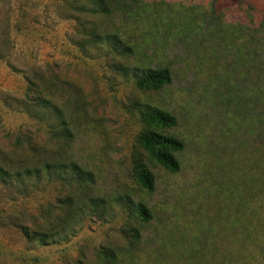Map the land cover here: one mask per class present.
I'll return each instance as SVG.
<instances>
[{"label": "rangeland", "instance_id": "obj_1", "mask_svg": "<svg viewBox=\"0 0 264 264\" xmlns=\"http://www.w3.org/2000/svg\"><path fill=\"white\" fill-rule=\"evenodd\" d=\"M111 2L0 0V264H264V0Z\"/></svg>", "mask_w": 264, "mask_h": 264}, {"label": "trees", "instance_id": "obj_2", "mask_svg": "<svg viewBox=\"0 0 264 264\" xmlns=\"http://www.w3.org/2000/svg\"><path fill=\"white\" fill-rule=\"evenodd\" d=\"M95 4L98 5V11L106 14L113 15L115 14V10L118 9L117 4H112L111 0H94ZM132 4H137L140 0H129ZM264 30V27L262 28ZM99 38V37H98ZM116 39V38H115ZM172 81L171 72L168 69H161L156 71H148L145 73L143 77L142 83L147 85L148 87L159 90L166 85H169ZM44 90V89H43ZM35 105V117H39L40 113L44 111H53L55 113H59V108L57 105L53 104L46 96L38 95L35 98H31L30 100ZM40 111V112H39ZM148 119V118H147ZM151 124H160L164 127L173 128L177 125V120L175 117L162 112L156 111L153 113V117L150 119ZM141 144L148 151L151 159L162 166L167 171L172 173H178L180 171V164L176 159L174 153L180 152L184 149V145L178 139L167 136L157 132H149L141 138ZM30 149L33 152L38 153L41 148L38 146H30ZM74 171H78L77 165L72 166ZM53 166L51 164H44L42 169L47 173H51ZM35 174L40 178L41 172L40 169L35 168L31 170L30 168L25 169L23 175L29 177ZM138 180L142 187L149 192H153L155 190V179L154 176L148 171L144 170L139 172ZM140 213L145 217L146 220L150 218V214L148 210L141 206ZM43 238L47 237L45 234H37ZM42 238V239H43Z\"/></svg>", "mask_w": 264, "mask_h": 264}]
</instances>
